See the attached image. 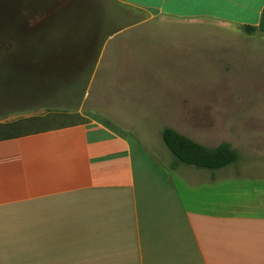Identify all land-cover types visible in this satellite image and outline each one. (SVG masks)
I'll return each mask as SVG.
<instances>
[{
    "label": "rangeland",
    "instance_id": "obj_1",
    "mask_svg": "<svg viewBox=\"0 0 264 264\" xmlns=\"http://www.w3.org/2000/svg\"><path fill=\"white\" fill-rule=\"evenodd\" d=\"M137 22L148 25L113 45L114 30ZM91 120L132 132L170 169L215 180L214 201L231 213L264 215V38L252 30L119 0H0V124L13 125L3 133ZM166 126L238 156L217 169L181 163Z\"/></svg>",
    "mask_w": 264,
    "mask_h": 264
},
{
    "label": "crops",
    "instance_id": "obj_2",
    "mask_svg": "<svg viewBox=\"0 0 264 264\" xmlns=\"http://www.w3.org/2000/svg\"><path fill=\"white\" fill-rule=\"evenodd\" d=\"M119 1L264 38V0ZM214 183L97 120L0 139V264H264V215L231 213Z\"/></svg>",
    "mask_w": 264,
    "mask_h": 264
},
{
    "label": "trees",
    "instance_id": "obj_3",
    "mask_svg": "<svg viewBox=\"0 0 264 264\" xmlns=\"http://www.w3.org/2000/svg\"><path fill=\"white\" fill-rule=\"evenodd\" d=\"M245 28L252 30L250 26H245ZM10 125L11 127L13 126L6 123L0 124V139L25 134L18 132L11 134L3 133L4 128ZM161 139L177 161L199 168L217 169L233 162L238 156L237 150L227 142L209 146L190 138L170 126L162 129Z\"/></svg>",
    "mask_w": 264,
    "mask_h": 264
}]
</instances>
